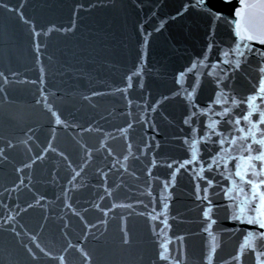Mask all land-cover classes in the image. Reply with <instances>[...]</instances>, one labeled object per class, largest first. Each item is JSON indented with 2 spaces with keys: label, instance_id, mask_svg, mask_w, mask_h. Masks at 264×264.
Wrapping results in <instances>:
<instances>
[{
  "label": "water",
  "instance_id": "water-1",
  "mask_svg": "<svg viewBox=\"0 0 264 264\" xmlns=\"http://www.w3.org/2000/svg\"><path fill=\"white\" fill-rule=\"evenodd\" d=\"M189 3L0 0V73L8 78L0 77V264H255L241 249L253 226L226 219L217 186L224 181L215 170L199 171L214 143L198 145V162L176 171L191 159L183 120L194 109L183 89L195 88L193 103L205 108L214 92L208 72L219 70L197 63L179 82L178 74L205 54L209 65L216 62L233 46L229 25ZM261 65L253 54L239 69L225 66L234 116L246 111L241 102L258 87ZM209 122H193L198 139ZM210 207L217 219L209 227L211 256L203 217ZM159 242L167 243L168 261L159 259Z\"/></svg>",
  "mask_w": 264,
  "mask_h": 264
},
{
  "label": "snow or ice",
  "instance_id": "snow-or-ice-1",
  "mask_svg": "<svg viewBox=\"0 0 264 264\" xmlns=\"http://www.w3.org/2000/svg\"><path fill=\"white\" fill-rule=\"evenodd\" d=\"M238 3L239 6L235 7L232 0H194V2L190 0L189 7L198 10L210 20L223 21L230 26L233 46H230V51L221 50L216 62L209 65V56L205 54L194 62L190 68L178 74L177 82L185 78L186 72L194 71L197 63L204 68L219 70L218 72H208V76L214 80V92L210 103L206 102L205 108H200L199 105L193 103L195 88L192 91L187 88L183 89L188 104L191 105V109H194L183 120V123L192 132L191 142L184 141L191 149V159H186L183 163H180L176 171L179 172L180 169L198 162V145L214 143L216 151L209 153V157L205 161L208 167L205 168L204 164H201L199 171L201 173H211L215 170L219 178L224 181L218 183L217 186H219L220 193L225 200L223 207L227 213L226 219L231 220L234 225L253 226L251 230L243 233L241 249L246 248L253 254L255 264H264V104L257 103V101H264V65L258 68L260 79L258 87L254 89V94L247 95L241 102L246 106V111L242 115L234 116L232 114L227 105L231 103L238 106V103L235 99L230 100L229 94L223 90L229 77L228 72L225 71V66H233L235 69H239L241 58L253 54L258 56L260 60H264V50L257 51L256 48L257 45L264 46V0H238ZM5 7L7 6L5 5ZM212 48L213 44L209 43L207 50L210 51ZM229 56L235 58L236 63L234 65L232 60L228 59ZM0 77L4 79L5 83L8 82V78L4 77L3 73H0ZM198 79L199 73H197ZM177 95H180V93L178 92ZM213 105L220 106L221 111H216ZM198 116H204L210 120L209 123L203 125L205 131L200 139L197 138V129L193 127V122ZM55 122L57 125L61 124L58 118ZM132 127V123L127 125L128 129ZM221 127L224 130L217 131V128ZM213 136L215 137L214 141L211 140ZM11 146L9 145V147ZM3 151V149H0V153ZM127 158L125 157V159ZM230 164L231 167H229ZM25 167H28V165H25ZM193 171L195 174V169ZM79 175L80 173L76 172L72 179L75 180ZM102 176L106 179L107 173H102ZM196 179L203 181L208 187L214 186L213 179L207 178L206 175H196ZM208 187L201 189V191L207 193ZM198 198L206 200L209 206L212 205V200L208 196ZM29 206L31 207V205ZM66 207H71V205L66 204ZM95 207L99 208L98 205ZM112 207L115 208L117 205ZM164 207H168L167 203L164 204ZM210 211L211 207L203 210V217L206 218L204 231L208 233L213 241L209 248V256L216 251V237L212 232H209V227L217 224V219L213 218L214 213L210 215ZM76 215H79V213H76ZM6 219L12 220L13 217L8 216ZM162 223L167 228V220L162 221ZM164 230L162 228L161 232ZM157 235H160V233H157ZM163 239L167 241V237ZM36 247L39 248V245ZM73 247L76 246L68 245L69 249ZM159 249V259L168 261L170 255H166L169 252L167 243L159 242ZM26 250L33 259H38L32 248L26 246ZM78 250L85 261L90 260V257L82 248ZM40 251L43 252V249H40ZM59 259L63 260V257ZM175 264H181L180 259H176Z\"/></svg>",
  "mask_w": 264,
  "mask_h": 264
}]
</instances>
